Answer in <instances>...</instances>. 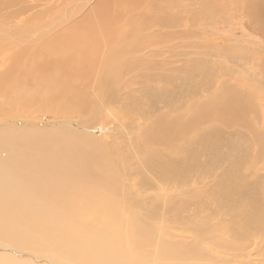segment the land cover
I'll return each instance as SVG.
<instances>
[{
	"label": "rangeland",
	"instance_id": "obj_1",
	"mask_svg": "<svg viewBox=\"0 0 264 264\" xmlns=\"http://www.w3.org/2000/svg\"><path fill=\"white\" fill-rule=\"evenodd\" d=\"M64 1L66 0H0V17L4 15L3 18H5V19L1 18L0 22L4 20V23L10 32L9 34L16 37L11 40L12 43L10 44L12 45L10 46L13 47L14 50L29 48V52H30V49H32V53H30L32 55L31 58H30V54L29 56L27 54L24 60L22 61L17 60V63L12 61L8 57H4L5 55H2V52H0V177L2 175V177L0 178V201L3 204V208L4 207L6 208L3 209V211L5 212L2 214V217H0V227H1L0 228V264H18L16 261H20L19 264L21 263L40 264L43 260L45 261V263L43 261L44 264H74L79 260V255L73 249L72 245H70L67 242V233L74 228H81L83 230L84 229L87 230L88 228H84L79 222H77V215L69 210V207L73 206V201H72L73 196L71 195L68 196L70 199V203H65L66 205L61 206L59 205V200L55 197L49 198V196H47L46 199H41L40 196L45 195L41 190H38L39 193L35 195L34 190L32 189L30 195L24 196L21 188L23 186V180H25V179L21 180V178H23L21 176H25L24 174L25 166H27L31 174L35 175L39 164L43 162L46 158L52 157L56 167H58L62 173H66L73 163V159L76 154V152H74V149H78V151L81 153L80 154L81 156L78 157V159L81 161L82 164L86 165V168L88 167L87 157L89 158V160L92 157L91 159L92 161L90 163L93 172L94 171L97 172L96 175L100 173L101 174L106 173V171L109 174H111L112 172L113 173L117 172L116 176L119 175L117 176V179L120 181L121 179L120 174H122V171L123 173L125 172L126 174H128L126 179L130 177L128 179L130 186L135 190L137 189L135 194L136 196L138 195L137 198L139 197L141 198L137 199V201L134 200L136 198L131 199L130 202L132 204V205L130 204L131 209H129L127 213L133 215H138L140 213L139 215H143L144 211L146 210L145 217L148 220L155 219L154 221H156L154 222L150 220L149 229L145 231L146 233L137 232V234H135V229L132 228V232L135 235H139V238L143 239L147 247L148 245L150 246V244L153 245L157 241L159 242L158 235L160 234L159 236L162 235L161 237H163L164 233L162 234L161 232H164L166 229L170 227V229L166 230L167 232L169 231L168 234L169 233L174 235L180 234L181 237L180 236L179 237L180 240H182L181 243L188 244L190 239L192 238L190 242L191 243L193 242L194 244L197 243L195 245L198 246L200 250H203L202 247L205 248L210 247L212 250L218 253H224L223 254L224 256L230 255L231 252L230 254L229 253L226 254L225 252L227 251L218 250L216 247H213L211 243L217 240H222L227 243V241L225 240L226 238L223 235L224 230H222V227L226 226L225 223L228 222V221L226 222L227 219L231 220L230 218L232 216H239V214L243 212L244 208L241 207L239 204H237L238 206L236 205L235 207H230L229 210H225L224 208L220 210V213L217 215V217L216 216L214 217L213 213H208V212L197 214L196 209L194 207H188L189 209L188 208L184 210L181 209L180 211L176 209L174 212L175 208H173L172 206L180 205L183 202L191 200L193 198L192 196L193 193L194 194L197 193L196 195H198V192L201 191V189L202 190L203 188L205 189V186L207 185L204 184L203 182H205L206 178L202 175H194L195 177L188 179V183L185 184V186H183L184 172L180 170L179 172L173 173L172 176H170L171 174L169 175L166 174L164 175L163 178L160 177V180H158V178L155 177L158 175V173H154V172L151 173L150 171L146 170V168L141 164L139 160L145 157L139 155V153L137 152H133L132 146L138 145L140 147H144L146 153L150 154L152 157L164 156L168 154L174 155L175 153L174 151H170L165 149L163 146L150 143L149 140L150 134H154V136L155 135L159 136L160 134L159 125H158V121H160V118L162 116H165L163 117V119H167L171 115L172 117H176L179 121H181L184 118L186 111L188 110V106L190 107V105L194 104V102H201V103L207 102L208 104H210V101H212L211 103L214 106L217 100L218 103L219 100L221 101L223 95H228L227 93H230L229 96L234 95L236 97V100L240 99L245 104L243 119L239 121L237 126L232 127L233 128L232 130V128H227V127L225 129V126H223L222 123L220 122L219 124H217L216 122L214 123L206 122L202 124V126L200 127H209V125L210 127L216 126V128L218 127L227 134H231L233 132V135H237L238 137L247 140L248 141L246 148L247 150L245 151L242 150L240 153H237V155L238 156L242 155V152L243 154L246 153V155H248V160H247L248 163L246 166L247 167L250 166V168L252 169L249 168L247 170V168L245 167L244 168L245 170H243L242 174L248 176L251 173L248 176V180L252 182L254 180L253 178L256 172L264 173L263 171L264 169V131H263L264 130V79H263L264 72L260 70L261 64H259L262 63V65H264V56H263L264 48H262L264 47V44H262V40H264V35H263L264 24L261 25L262 22L264 23V0H199V1L178 0L176 1V3H173L172 0H144L142 3L138 2L139 6L142 8L141 9L142 17L146 19L149 18L151 19L156 16L158 17L162 16V18L165 16L164 19L167 18L166 21H164L161 18L159 20L160 22H164V24H162V27H160L161 31L170 32L171 33L170 35H168V33L166 34L168 36L167 39L172 41L174 40L173 42L175 45L174 44L171 45L170 48L178 45V41L174 36L172 37L173 35L172 33L175 34L179 33L178 35L182 36V38H180V42L186 49L184 50L185 54L186 51L188 54H186L184 57L177 56V58H173L170 57L169 53H167L168 54L167 57L168 59L169 58L170 59L165 62L162 61L161 58L160 59L152 58L151 61H149L150 58L143 52L145 46L139 43L138 34L140 33V31L136 28L131 30L129 34L123 38V40H119V41L113 40L111 42L99 46L98 48L99 54L97 55L96 59L93 62L88 64L86 69H82L85 70L83 71L84 73L78 71L80 69L77 68L74 62H68L67 59H64L65 46L70 41L73 43V38L71 35H64L59 38L57 43L51 44L50 40L52 37H54L53 34H57L61 32L65 27L66 23L61 22L58 23L57 25H54L55 27L54 29H52V32L49 35L43 36L45 32L43 28L46 26H50L49 23L52 21V19L55 18V16L59 12H61V10L63 9L61 6H63L62 4ZM77 1L79 0H75V2ZM75 2H73V0H70L66 6H70ZM242 2L244 3L245 6L243 5ZM57 3H59L58 6ZM168 3H170L172 6L169 5ZM110 4L115 6L114 3L110 2ZM237 4L239 6L241 4V7H238ZM111 5H106V7L112 9L113 6ZM91 6L93 5H89V7L86 6V9L90 8ZM75 7H76V11L70 12L73 21L78 20L82 13V10H80L81 7L80 4ZM75 7H72V9H75ZM258 7L261 9H259ZM157 8H160L164 14L163 15L160 14L157 11ZM254 9L258 10V12L256 11L257 14L256 16L253 13ZM182 10H185L183 12L186 15V18L183 19V23H181L182 25L179 23V26L176 28V23H174L175 25H173V29L171 31H168L169 29L166 27H172L171 25L174 22V17L177 16L180 12H182ZM9 11L11 14L8 13ZM42 12H44L43 13L44 17H37L39 16L37 14H40ZM169 12L170 14L173 15H170ZM197 12L203 15L207 14L210 18L213 19L211 20L209 18H205L204 16L202 17L201 25H198V23H196L197 17L199 19ZM91 21L92 20H90L89 23ZM209 23H211L210 24L211 27L209 26ZM155 25L159 27L157 24ZM146 26L150 28L151 31L155 30L156 32H154V34H162L161 32L157 31L154 26L150 25L149 22H146ZM18 27L22 30L21 32L19 29L18 30L16 29ZM28 31H30L29 34L31 33L30 38H27L28 33L26 32ZM142 35L145 37L147 36L146 34H142ZM0 38H1L0 50H1L4 46L3 44L7 39L3 38L2 36ZM30 41H33L34 43L32 42L30 43ZM29 43L31 44V46ZM38 44L40 45V47ZM200 45H203L204 47ZM212 45L214 47L213 50H211ZM199 46H200V50L198 51L197 49ZM48 48L50 50H48ZM168 48H169L168 43L166 42L161 43V45H159L156 51L157 53H155L153 57H159L162 53L166 52ZM138 50H140L138 54H133ZM194 50L198 51V53L204 51L205 52L204 54L209 53L208 54L209 56H207L206 59L204 58L205 56L203 54L204 57L199 59L202 62L203 59L207 61L202 63V67L203 68L205 67V70L207 72L203 70V72L199 73L198 76L191 77L188 74H186L187 70L184 68V63L187 60L190 62L196 60L195 58L198 59L199 57L202 56V54H198V53L193 54L196 53ZM192 51L194 52L192 53ZM211 53L214 54V56L217 55L218 57H214ZM44 56L49 57L45 60V63L49 66H51L50 61H52L53 63H55V65L59 64L60 66V64H69L71 66L75 65L76 67H74L75 69H73L70 66H66L64 69L72 68V70L69 71L70 73L68 72L69 74L63 72L60 69L58 70V68L54 67L56 70L53 68V70L47 72V76H49V78L52 79L51 82H49V84L45 83L46 79L48 78H45V76L41 77V73H39L40 71L38 72V70L36 69V67L38 68V63H41V61L43 62ZM54 56L56 57V59L52 58ZM219 56L221 57V59ZM240 56L243 58H240ZM208 59L209 60L214 59V60H212V62L211 61L208 62ZM242 59L244 62L241 61ZM237 60H240V62ZM217 61L220 62L221 64L218 63ZM146 62H150L151 64H155L154 62L160 63L163 65V68L166 66L164 69L161 68V66H158V64L157 66H155L163 69V70L160 69L161 71H159L158 74L154 75L158 77L159 80L155 82L154 80H156V78L153 76L151 77V79L148 78V80L137 81V77H136V82L135 81L133 82V80H131V82L129 83L128 78L133 74L132 69ZM255 62L256 63L259 62L257 64L258 66L256 64H253ZM236 65H238L239 67H237ZM11 67H15V69L12 70ZM173 67L176 70H173ZM189 67L187 66L186 68L189 70L190 69ZM257 67L259 68V70ZM8 68H10V71H8ZM211 68L212 70L214 69V71H212ZM103 70H110L112 72L111 77L109 78L106 77L104 79L101 77L102 80H100V82L104 84L105 82H103V80L107 81V83L104 84L105 86L102 87V89L104 92L106 90L107 91L110 90L113 93L116 99L114 105L112 104V100L109 98V96L107 98L108 94L105 95L106 96L105 100H103L104 94L101 91L102 89L99 88L98 82L93 81L95 84L92 83L91 86L88 83L90 80L93 79V76L94 74H96L97 71H103ZM220 70L222 71L219 72ZM51 72L53 73L51 74ZM87 72H92V73H89L87 76V74H85ZM174 74L177 75L175 76ZM77 75L78 77H76ZM79 75L82 77V79ZM182 75L185 77H183ZM64 76H66L67 78L66 77L64 78ZM72 76L76 77L77 79H75ZM190 77L192 78V82H186L185 80H188ZM198 79L199 82L197 81ZM183 80L185 81L184 84H183L184 82ZM193 81L195 83H200L203 89L201 90L200 94H196L198 97L195 95V97L188 99L186 108L170 111L169 110L171 108L170 106L169 108L166 109H161L160 108L161 106L159 108L156 107L157 104L163 102L161 99L156 101V99L153 98L152 94L157 93L156 91H159L164 94L168 93L167 95H173L174 89L178 90L179 88V90H182V88L184 87L190 89L193 85L191 83H194ZM86 82L88 84H86ZM116 83H119V85H116ZM132 83L134 84L133 85L134 89L132 90L125 89L124 87L125 84H132ZM260 83L262 84L260 85ZM68 84L72 89L69 87ZM76 84L79 86L78 89L75 88ZM205 84L209 86L207 90H204ZM231 84L233 87H230ZM241 87L247 89L246 90L243 88L241 89ZM219 88L220 90L218 91ZM238 88H240L242 91L237 92L238 90H240ZM75 89L77 90L75 91ZM82 92L85 93L86 95L83 94ZM240 93L242 96L240 95ZM251 94L254 96H252ZM113 95L110 94V96ZM70 96L73 97L71 98ZM82 96H88V99ZM70 98L73 100L70 101L69 100ZM81 98L82 101L86 103L88 102L87 104L89 105L86 106V103L82 102L84 103V107H83V105H81L82 104ZM228 98L223 97L222 99H228ZM252 99H254V101ZM77 100L78 102H80V106H82L80 107V109L83 110L84 112L83 115H82V111L76 106V104H78V102L75 103ZM184 104L186 106V100ZM66 106H69L68 110L70 112L64 114L61 113L64 111V109L61 107H66ZM149 106H151L150 110H149ZM75 107H77L78 111ZM59 108H60V112H58ZM95 108H96L95 110L96 112L94 113L91 112V110ZM149 112L151 113V115L148 117L147 120H145L144 119L146 118L145 115L148 116ZM191 112L193 113V109H191L190 113L189 111L186 113L188 117L191 114ZM244 117L245 119L247 117L248 119V120L246 119L247 121H249L250 118H252V121L250 120V123L252 127H254V131H252L253 134L250 133L249 131H245L244 128H242L241 122L244 121ZM255 126L257 127L255 128ZM236 129L241 131H238ZM254 138H257L261 141L260 146L255 143L257 139ZM258 147L259 148L262 147V149L260 150ZM111 153H113V155H111ZM110 155L112 156V158ZM257 156H260V160H262V162L260 161V163L258 164L255 163L256 160H259ZM110 159L115 163L110 162L109 161ZM116 160L118 161L116 162ZM231 160H229V162H227L226 164L229 165ZM189 161L188 159L187 161L185 159L182 161H178V163H184V162L189 163ZM159 167L161 168V172H165L166 166L162 165ZM165 177L166 179H164ZM165 181L167 182L165 183ZM195 181H197L198 183ZM214 182H215V178L213 180V183ZM139 183H141L142 185L145 184L144 185L145 189L140 188ZM152 185H154L157 188L161 187L160 192L155 193L154 189L149 188V186ZM9 191L14 194H9L10 193ZM143 192L145 193L147 192V193L145 194ZM150 192L151 193L154 192V193L151 194ZM259 192L256 191V194L254 193L255 195H253V197L258 196L257 197L258 200L260 196L261 198H264L263 194ZM142 196H145L146 198ZM6 197H8L9 199ZM194 198L199 200L201 198V192L199 196H195ZM78 201L82 202L83 199H79ZM162 202L163 203L166 202V205L163 204ZM154 203L162 205V207L166 206L167 208H169L168 210H163L162 214L171 215L173 217L176 216L174 214H179L178 215L179 217L177 218L180 219L181 221V223L178 222L179 224H185V223L191 224L193 222L192 224L194 225V228L184 230L181 229L180 227H174V225H167V226L161 225L163 221H161L160 223V218H161V217L159 218L160 215H158L157 217V215L155 214L157 212L152 211V208L155 205ZM254 203L255 202L252 201V205ZM244 204L246 205V203ZM134 205L135 207H133ZM254 206L256 208L255 204ZM140 208L142 209L141 211H139ZM190 209H192L193 211ZM36 210L39 212L36 213L37 212ZM127 213H124V215ZM14 216H18V217L22 216L24 218L25 217L29 218L32 216V220L25 222L26 225H24L23 218H21L22 220L21 222L19 221V219H16L14 221L13 220ZM86 217L88 218V216ZM120 217H125V216H120ZM207 218H208V223H207ZM88 219L93 221V223L91 224V226L87 231L89 234L88 235L89 238L85 235V240L87 243L91 239V236L95 234H99L97 236H104L106 233L112 234L111 233L112 231L113 232L112 236H113L117 233H121L120 225L119 224L115 225V223L112 221L108 222L110 229L104 228L105 225L102 226V224L106 223V222L104 223V220L106 221L104 216L101 217L100 219L98 218L97 220H95V218L94 219L88 218ZM111 219L113 218L111 217L108 218L107 220H111ZM10 220L12 221L11 224L9 222ZM69 220L71 221V223L67 222ZM98 220L101 225L99 224V222H97ZM194 220H195V224H194ZM203 220H206V222L203 223L202 222ZM121 221H126V220L121 219ZM18 223L20 226L18 225ZM134 223H136V221H134ZM151 225H153L154 227L152 226L151 228L150 227ZM8 226L10 228H8ZM213 227L219 230H217V232L214 231L210 236L207 235V237H204L203 236L204 233H200V235L198 233V235H195L197 234V232H199L201 228H203L201 230H206V229L210 230L213 229ZM25 228L26 230H24ZM155 228L157 229L156 231H154ZM114 229L116 230L113 231ZM158 229L159 230L161 229L162 231L160 230L161 232L159 233ZM97 230L99 232H97ZM173 231L176 233H174ZM148 232L151 233L147 234ZM19 234L21 235L22 238L19 237L20 236ZM189 234L191 235V238L189 237ZM97 236L92 237L94 250L86 252L85 254L91 257H93V255H98L103 260H112V257L114 255L113 250L109 247H104L103 245L98 244L96 240ZM165 236L166 238L167 236L170 237L169 235H165ZM182 236L184 238H182ZM187 236L189 237V241ZM10 237H12L11 238L12 241H15L14 243L11 241ZM18 237H19V241H18ZM124 242H125L124 239H120V241H118V246L119 247L123 246ZM80 243L82 244V241H80ZM160 245L162 244H159L156 247ZM186 253H187L186 256L181 255V257L190 256L189 252ZM199 253H197V256L199 255L201 256L202 252L200 251ZM233 253L236 256L235 257L230 256L231 257L230 262H232L230 264H237V263L250 264L255 260L259 261L258 264L264 263L263 253H261L262 256H258L254 254L252 256L251 255L246 256L247 254L246 251H244L243 254L240 255L242 252H240L239 250L233 251ZM244 256H246L247 258ZM158 257L159 256L155 255L154 258L157 261L156 263H151V264H167V261H165V258L163 256H161L163 257L161 259ZM175 257L177 256L176 253L174 252V255L170 258H175ZM162 259H164V261ZM191 260L197 261V259H191ZM125 261H130V259L128 258L126 260H120L119 262H125ZM181 261L179 262L181 263ZM99 262L102 264H111V263H103L101 261ZM187 262L191 264L193 263L190 260H188ZM201 263L202 262L200 261V264ZM214 263L215 262H212L211 264ZM215 264L218 263L216 262Z\"/></svg>",
	"mask_w": 264,
	"mask_h": 264
},
{
	"label": "bare ground",
	"instance_id": "obj_2",
	"mask_svg": "<svg viewBox=\"0 0 264 264\" xmlns=\"http://www.w3.org/2000/svg\"><path fill=\"white\" fill-rule=\"evenodd\" d=\"M69 1L70 0H66L63 2V4H62L63 6H61L63 9L61 10V12H59L55 16V18L52 19V21L49 23L50 26H46L47 29H46V27L43 28V30L45 31L43 36L49 35L52 32V29H54V27H55L54 25H57L58 23H61V22L66 23L63 30L57 34H53L54 37H52L50 41H51V44L57 43L59 38L64 36V35H71L72 36L73 43L70 41L65 46V52H64L65 57H64V59H67L68 62H74L75 65L77 66V68L80 69V70H78L79 72L81 71L82 73H84L83 71H85V70H82V69H86L88 64L93 62L96 59L97 55L99 54V50H98L99 46L104 45V44L111 42L113 40H118V41L123 40V38L126 37L131 30L136 29V28L140 31V33L138 34L139 43L143 44L145 46V48L143 49V52L150 58L149 61H151L152 58H159V59L161 58L162 61L165 62V61L170 59V58L168 59L167 53H169L170 57H173V58H177V56L184 57L186 54H188L187 51L185 54L184 50H186V49L182 45V43L180 42V38H182V36L178 35L179 33H177V34L172 33L173 34L172 37L174 36L178 41V45H177L178 47L175 46V47L170 48V46L174 44V42H173L174 40L173 41L168 40L167 39L168 36L166 34L168 33V35H170L171 33L161 31V28H160V27H162V24H164V22H160L159 19L161 18L164 21H166L167 18L164 19L165 16L163 18H162V16L161 17L156 16V17L151 18V19L150 18L146 19V18L142 17V13H141L142 8L139 6L138 2L142 3L144 0H79L77 2H75V0H73V2H75V3H73L70 6H66L69 3ZM176 1H178V0H172L173 3H176ZM110 2L114 3L115 6L111 5ZM79 4L82 7V8L80 7V10H82L81 16L78 20L73 21V19L71 18L72 16L70 15V12L76 11L75 6H77ZM168 4L171 5L170 3H168ZM241 4H240V6L237 4V6L241 7ZM58 5H59V3H57V6ZM89 5H93V6L86 9V6L89 7ZM106 5H111V6H113V8L111 9L109 7H106ZM243 5H244V3H243ZM257 5H258V3H257ZM72 7H75V9H72ZM253 7H255V6H253ZM259 9H261V8H259ZM240 10H241V8H240ZM157 11L162 15L164 14L160 8H157ZM183 11H185V10H182V12H180L177 16L174 17V22L171 25L172 27H166L169 29L168 31H171L173 29V25H175L174 23H176V28L179 26V23L180 24L183 23V19L186 18V15ZM256 11L258 12L257 9L253 10V13L255 16L257 15ZM6 13H7V11H6ZM8 13H10V11ZM43 13L44 12L37 14L39 16H37V15L36 16L37 17H44ZM159 13H158V15H159ZM169 14H170V12H169ZM170 15H173V14H170ZM197 15L199 16V19L197 17V21H196V23H198V25H201V23H202L201 20H202V17H204V16H205V18H209L211 20L213 19V18H210L207 14L203 15V14L197 12ZM3 16L0 17V19L3 18ZM3 19H5V18H3ZM8 19H9V17H8ZM90 20H92V21L89 23ZM146 22H149L150 25L154 26L155 29L157 31L161 32L162 34H154V32H156V31L155 30L151 31V29L146 26ZM21 23H23V22H21ZM154 23L157 24L159 27H157ZM210 24L211 23H209V26H210ZM263 24L264 23L262 22L261 25H263ZM204 27H205V25H204ZM257 28H256V30H257ZM16 29L17 30L19 29L20 32L22 31L19 27ZM39 31H41V30H39ZM29 32L30 31L26 32V33H28L27 38L31 37V35H30L31 33L29 34ZM9 33L10 32L7 29V26L5 25L4 20H2L0 22V37L2 36L3 38H5L7 40L3 44L4 46L0 50V52H2V55H5L4 57H8L9 59H11L15 63H17V60L18 61L24 60L26 58L25 56H27V54L29 56V54L32 53V49H30V52H29V48L28 49H16V50H14V48L10 46V45H12L10 43H12L11 40L16 38V37L12 36ZM142 34H146L147 36L145 37ZM33 35H34V32H33ZM25 36H26V34H25ZM17 37H18V35H17ZM15 40H13V41H15ZM31 42L34 43L33 41H30V43ZM163 42L168 43V45H169L168 50L166 52L162 53L159 57H153V55L155 53H157L156 51H157L159 45H161V43H163ZM262 44H264V40H262ZM203 45H200V46H203ZM30 46H31V44H30ZM200 46L197 49L198 51L200 50ZM39 47H40V45H39ZM207 47H208V45H207ZM209 48H211V47H209ZM213 48L214 47L212 45L211 50H213ZM262 48H264V47H262ZM48 50H50V49L48 48ZM194 51L196 53H193ZM194 51H192L193 54L198 53V51H196V50H194ZM49 52H51V51H49ZM139 52H140V50L134 52L133 54H138ZM207 52H209V51H207ZM204 53H205L204 51L199 52L198 54H202L201 57H199L198 59L195 58L196 60H193L190 62L187 60L184 63V68L187 70V71L185 70L186 74H188L191 77L192 76L195 77V76H198L199 73L203 72V70L205 72H207L205 70V67L204 68L202 67V63L207 62V61H205L204 59H203V62L199 60L204 56H205L204 58L207 59V56H209L208 55L209 53L208 54L207 53L204 54ZM203 54H204V56H203ZM214 54H212V55L214 56ZM240 55H242V54H240ZM31 56L32 55L30 54V58H31ZM214 57H218V56L215 55ZM43 58H44L43 62L41 61V63H38V68L36 67V69L38 70V72L40 71L39 73H41V77L45 76V78H48L45 81V83H48V84H49V82H51L52 79L49 78V76H47V72L50 70H53L54 67L58 68V70L59 69L62 70L63 72H65L67 74L70 73L69 71L72 70V68L75 69L74 67H76L75 65L71 66L69 64H60V66H59V64L55 65V63H53L52 61H50L51 66H49L45 63V60L49 57L44 56ZM52 58L56 59L55 56ZM240 58H243V57L240 56ZM220 59H221V57H220ZM212 60H214V59H212ZM212 60L208 59V62H210V61L212 62ZM237 61L240 62V60H237ZM241 61H243V59ZM221 62H223V61H221ZM154 63L155 64H151L150 62H146V63L138 65L136 68L132 69L133 74L131 75L132 77L130 76L128 78V82L130 83L131 80H133V82L134 81L136 82V77H137V81L138 80H148V78L151 79V77H153L155 74H158L159 71L163 70L166 67L165 66L163 68L162 64L156 63V62H154ZM218 63H220V62H218ZM258 63L255 62L253 64L257 65ZM25 64H27V63H25ZM157 64H158V66H161V68H163V69L155 67V66H157ZM259 64H261L260 70H262L264 72V65H262V63H259ZM185 65H186V67L190 66L189 67L190 69L188 70L185 67ZM66 66H70L72 68L71 69H64ZM236 66L239 67L238 65H236ZM179 68H181V67H179ZM11 69L14 70L15 67H11ZM207 69H209V68H207ZM238 69H236V70H238ZM173 70H176V69H174V67H173ZM211 70H212V68H211ZM243 70H245V69H243ZM258 70H259V68H258ZM8 71H10V68H8ZM212 71H214V69ZM221 71L222 70H220L219 72H221ZM248 72H250V71H248ZM52 73L53 72H51V74ZM56 73H58V72H56ZM76 73H78V72H76ZM89 73H92V72H87L85 74H87V76H88ZM165 73H163V74H165ZM182 73H184V72H182ZM169 74H171V73H169ZM111 76H112V72L110 70L97 71L96 74H94L93 79L90 80L91 82L88 80L89 81L88 83L91 86L92 83H94L93 81L98 82L99 88L102 89V87L105 86L104 84L107 83V81L103 80V82H105V83L102 84L100 82V80H102L101 77L104 79L106 77L109 78ZM65 77L66 76H64V78ZM72 77H74V76H72ZM76 77H78V75ZM76 77H74V78L77 79ZM154 77L156 78V80H154L155 82L157 80H159L158 77H156V76H154ZM183 77H185V76H183ZM191 77L185 81L186 82H192ZM81 79H82V77H81ZM183 81H180V82H183ZM185 81L183 82V84L185 83ZM197 81L199 82V79ZM81 82H82V80H81ZM68 83H69V80H68ZM88 83L86 82V84H88ZM191 84H193V85L190 89L186 88V87L182 88V90H179V88H178V90L174 89L173 95H167L168 93L164 94V93H161L159 91H156L157 93L152 94L153 98L156 99V101L160 100V99L163 101L162 103L157 104L156 107L159 108L161 106L160 107L161 109H166V108H169V106H170L171 107L169 109L170 111L180 110V109L186 108L187 103H188V99L195 97L196 94H200L201 90L203 89V87L200 83L194 82ZM261 84L262 83H260V85ZM89 85H88V87H89ZM116 85H119V83H116ZM133 85H134L133 83L132 84H125L124 87H125V89H128V90L131 89L132 90V89H134ZM205 85H204V87H205L204 90H207L209 88V86L208 85L205 86ZM94 86H93V88H94ZM131 86H132V88H131ZM69 87H70V85H69ZM230 87H233L232 84ZM245 87H246V85H245ZM75 88L78 89L79 86L76 84ZM242 88L243 87H241V89ZM77 89H75V91ZM238 89H240V88H238ZM241 89L238 90L237 92L242 91ZM243 89H245V88H243ZM250 89H252V88H250ZM219 90H220V88L218 89V91ZM101 91L104 94L103 100H105V97H106L105 95L108 94L107 98L109 96V98L112 100V104L114 105L116 102V99H115L113 93L110 90L109 91L106 90L104 92L102 89ZM225 91H228V90H225ZM66 92H67V89H66ZM97 92H99V91H97ZM243 93H244V90H243ZM83 94H85V93H83ZM110 94L113 96H110ZM170 94H172V93H170ZM227 94L228 95H223L222 98L223 97L228 98L230 93H227ZM89 95H90V93H89ZM240 95H241V93H240ZM244 95H243V97H244ZM252 96H254V95H252ZM82 97H86L88 99V96H82ZM92 97H93V95H92ZM71 98L69 99L70 101L73 100ZM209 98H210V96H209ZM222 98H221V101L219 100V103L217 100L216 103L214 104V106L211 103L212 101H210V100H209L210 104H208L207 102H206L207 104L201 103V102H194V104L190 105V107L188 106V110L186 111V113L188 111L190 113L191 109H193V113L191 112L189 117L185 113L184 118L181 121H179L176 117H172L171 115H170V117L168 116L169 118H167V119H163V117H165V116H162L160 118V121H158L160 134H159V136H157V135L154 136V134H150L149 135L150 143L151 144H157L159 146H163L167 150L174 151L175 152L174 155L168 154V155H164V156L152 157L150 154L146 153L144 147H140L138 145L132 146V150H133V152H137V153H139V155L145 157L143 159H139L141 164L146 168V170L150 171L151 173H153V172L158 173V175H157L158 177L155 176L156 178H158V180H160V177L163 178L164 175H166V174L167 175L171 174L170 176H172L173 173L179 172L180 170L182 172H184L183 186H185V184L188 183V179L195 177L194 175H202L206 178L205 182H203L204 184L207 185V186H205V189L204 188H203V190L201 189V191L198 192V195H196L197 193L196 194L193 193L194 195L192 194L193 198L191 200L183 202L180 205L172 206L173 208H175L174 212L176 209L178 211H180L181 209L184 210V209H187L188 207H194L196 209L197 214L208 212V213H213L214 217L215 216L217 217V215L220 213L221 209L225 208V210H229L230 207H235L237 204H239L241 207L244 208L243 212H241L242 210L240 211L241 213L239 214V216H232L231 218L229 216V218L231 220L227 219L226 222L227 221L228 222L225 223L226 226L222 227V230H224L223 235L226 238L225 240L227 241V243L222 241V240L213 241L214 243L213 242L211 243V245H213V247H216L218 250L227 251V252H225L226 254L227 253L230 254V252H231V254L224 256L223 255L224 253H218V252L212 250L210 247H206V248L202 247L203 250H200L198 248V246L195 245L197 243L194 244L193 242L192 243L190 242L192 240L190 234H189V237L191 238L190 241H189V237L187 236L189 243L188 244L187 243L186 244L181 243L182 240H180V237H181L180 234L179 235H174V234H170V233L168 234L169 231L167 232L166 230L170 229V227L166 230L164 229L165 230V231L163 230L164 232H161L162 230L160 229L161 230L160 231L158 229L159 233L160 232L162 234L164 233L163 237H161L162 235L159 236L160 235L159 234L158 235L159 242L157 241L153 245L150 244V246L148 245V247H147V245H146V243H144L143 239H140L139 235H135V234H137V232H141V233L145 232L147 229H149L150 220L154 221L155 219L148 220L145 217L146 216L145 215L146 210L143 213L144 216L139 215L140 213L138 215H133V214L127 213L128 210L131 209L130 208V206L132 205L130 203L131 199L136 198L134 200L137 201V199L141 198V197L137 198L138 195L136 196V194H135L137 189L135 190L134 188H132L130 186L129 181H128V179L130 177L128 179H126L128 174H126L125 172L123 173V171H122V174L119 173L121 175L120 181L117 179V176H119V175L116 176L117 172H114V173L112 172L111 174H109L106 171V173H102V174L100 173V174L96 175L97 172L96 171L93 172L92 166L90 163L92 161L91 160L92 157L90 158V160L87 157L88 167L86 168V165L82 164L81 161L78 159V157L81 156L80 155L81 153L78 151V149H74V152H76V154H75V157L73 159L72 165L70 166V168L68 169V171L66 173H62L59 170V168L56 167V165L54 164L53 158L48 157L43 162H41L39 164L35 175L31 174L30 171L28 170L27 166H25V169H24L25 176H21V177H23V178H21V180L25 179L26 181L23 180V186L22 187L20 186L22 188L24 196L30 195L32 189L34 190L35 195H37L39 193L38 190H41L45 194V195L40 196L41 199H46L47 196H49V198L55 197L59 200V205H61V206L66 205L65 203H70V199L68 196H70V195L73 196V198H72L73 206L69 207V210L77 215V222H79L84 228L89 229V227L93 223V221H91L88 218H92V219L95 218V220H97L98 218L100 219L103 216L105 219L108 216H109L108 218H111V217L113 218L111 220H107L108 218L106 219V221L104 220V223L106 222L105 224H102V226L103 225L106 226V227L104 226V228L110 229V226L108 225L109 221L114 222L115 225H118V224L120 225L121 233H117L113 236H112V234H113L112 231H111L112 234L106 233L104 236H97L99 234H95V235L91 236V239L89 240L88 243L85 240V235L89 238V236H88L89 234L87 232L88 229L83 230L81 228H74L70 232H68L67 233V242L70 245H72L73 249L79 255V260L77 262H75L74 264H102L99 261H101L103 263H111V264H143V263L144 264H151V263H156V261H157L154 258L155 255L159 256L158 258H160V259L164 257L165 261H167V264H191V263L187 262L188 260L192 261L195 264H200V261L202 262L201 264H211L212 262H215V263L217 262L218 264H230V263H232V262H230L231 261L230 256L235 257L236 255H234L233 251H236V250H239L240 252H242L240 255H242L244 251H246V253H247L246 256H250V255L252 256L253 254L258 255V256H262L261 253H263V255H264V203H263L264 198H261V196H260V198L258 200L257 195H256L257 197H253V195L256 194V191H258V192L260 191L259 193H262L264 196V173L256 172L254 174V178H253L254 180L252 182H250L248 180V176L251 173L248 176H245L244 174H242L243 170H245L244 169L245 167L247 168V170L250 168V166L249 167L246 166L248 163L247 162L248 155H246V153L243 154V152H242V155L238 156L237 153H240L242 150L243 151L247 150L246 149L247 143H248L247 140H245L244 138H240L237 135H233V132L231 134H227L223 130L219 129L218 127L216 128V126L210 127V125H209V127H200V126H202V124H204L206 122H211V123L216 122L217 124H219V122H220V123H222L223 126H225V129H226V127L232 128L234 126L236 127L237 124L239 123V121L241 119H243L244 106H245L244 102L240 99L236 100V97L234 95L229 96L228 99H222ZM79 99H80V97H79ZM78 100L75 103H77ZM185 100H186V106L184 104ZM252 100L254 101V99H252ZM63 102H65V101H63ZM82 102H84V101H82V98H81V103ZM214 102H215V99H214ZM84 103H86V102H84ZM84 103L81 104V105H83V107H84ZM87 103H86V106L89 105ZM66 105H67V103H66ZM72 105H73V103H72ZM76 106L79 109H80V107H82V106H80V102H78V104H76ZM92 106H93V104H92ZM92 106H90V107H92ZM77 107H75V108L77 109ZM150 107L151 106H149V110L151 109ZM255 107H257V106H255ZM61 108L64 109V111L61 112L63 114L70 112L68 110L69 106L61 107ZM80 110L82 111V115H83L84 114L83 110L82 109H80ZM95 110H96V108L91 110V112L94 113V112H96ZM143 110H145V109H143ZM77 111H78V109H77ZM84 111H85V109H84ZM58 112H60V108L58 109ZM87 112H89V111H87ZM79 114H80V112H79ZM150 115H151V113L149 112L148 116L145 115L146 118H144V119L147 120ZM166 117H167V115H166ZM246 119H247V117H246ZM246 119L244 117V121L241 122V126H242V128H244L245 131H249L250 133H252V131H254V127H252V125L250 123V120L252 121V118H250L249 121H247L248 119L247 120ZM213 120H216V121H213ZM256 127L257 126H255V128ZM223 129H224V127H223ZM232 130H233V128H232ZM236 130H238V129H236ZM238 131H241V130H238ZM256 131H257V129H256ZM253 136H255V135H253ZM261 138H262V136H261ZM254 139H257V138H254ZM255 143L260 146L261 141L259 139H257L255 141ZM259 149L261 150L262 147H260ZM260 152H262V151H260ZM258 154H259V152H258ZM111 155H113V153H111ZM257 157L259 160L255 161L256 164L260 163V161L262 162V160H260V156H257ZM111 158H112V156H111ZM185 159H186V161H187V159H188V161L189 160H191V161H189V163H187V162L186 163L185 162L184 163H178V161H182ZM93 160H94V158H93ZM229 160H231V161H230V164L228 165L226 163L229 162ZM251 160H253V159H251ZM251 160H250V162H251ZM109 161L112 163L114 162L111 159ZM117 161L118 160H116V162ZM221 164H222V166H221ZM162 165L166 166V170L163 169V170H165V172H161V168L159 166H162ZM250 169H252V168H250ZM128 170H130V169H128ZM263 171H264V169H263ZM202 176H201V178H202ZM1 177H2V175H1ZM214 178H215V182L213 183ZM164 179H166V177ZM166 182L167 181H165V183ZM195 182H197V181H195ZM160 183H161V181H160ZM158 184H159V182H158ZM139 185L138 186L140 188L145 189V186H144L145 184L142 185L141 183H139ZM37 186H40V187H37ZM149 188L154 189L155 193L160 192V190H161V187L157 188L154 185L149 186ZM3 189H6V188H3ZM148 191H150V190H148ZM154 192H152V193H154ZM200 192H201V198L199 200L194 198L195 196H199ZM143 193H145V192H143ZM9 194H14V193L10 192ZM5 195H6V193H5ZM11 196H10V199H11ZM145 196H142V197H145ZM6 198H8V197H6ZM79 199H83V201L79 202L78 201ZM196 200H197V203H196ZM252 201L255 202L254 204L256 205V208H255L254 204L252 205ZM244 203H246V205ZM154 204L155 205L153 206L152 211L157 212V213H155L157 215V217H158V215H160L159 216V218L161 217L160 223H161V221H163L161 225H166V226L167 225H174V227H180L181 229H184V230L194 228V225L192 224L193 222L191 224H189V223L179 224L178 222L181 223L180 219H177L179 217L178 216L179 214H174V215H176L175 217H173L171 215H164V214H162V211L168 210L169 208H167L166 206L162 207V205H159L157 203H154ZM163 204L166 205V202ZM168 206H170V205H168ZM133 207H135V205ZM3 209H6V208L5 207L3 208V204L0 201V217H2V214L5 212V211H3ZM141 210L142 209L140 208L139 211H141ZM190 210H192V209H190ZM38 212L39 211H37L36 213H38ZM130 212H132V211H130ZM7 213H9V212H7ZM124 213H127V214L124 215ZM194 214H195V212H194ZM6 215H8V214H6ZM84 215L88 216V218ZM116 215H118V216H116ZM32 216L29 218H27V217L24 218L22 216H20V217L14 216L13 220L15 221L16 219H19V221L21 222L22 221L21 218H23L24 219L23 223H24V225H26L25 222L31 221ZM120 216H125V217H120ZM183 216H184V214H183ZM205 217H207V216H205ZM121 219H123V220L125 219L126 221H121ZM181 219H182V217H181ZM203 219H204V216H203ZM134 221H136V223H134ZM9 222H10V224L12 223L11 220ZM67 222L71 223L70 220ZM97 222H99V220ZM154 222H156V221H154ZM202 222L205 223L206 220H203ZM207 223H208V218H207ZM218 223H219V221H218ZM96 224H98V223H96ZM99 224H100V222H99ZM194 224H195V220H194ZM18 225H19V223H18ZM152 226L153 225H151L150 227L152 228ZM8 228H10V227L8 226ZM132 228L135 229V234L132 232ZM198 228H199V225H198ZM44 229H47V228H44ZM201 229H203V228H201ZM24 230H26V228ZM115 230L116 229H114L113 231H115ZM156 230L157 229L155 228L154 231H156ZM200 230L195 235H198V233H199V235H200V233H204L203 236L207 237V235L210 236L214 231L217 232V230H219V229L213 227V229H210V230H207V229L201 230V231ZM97 232H99V231L97 230ZM183 232H181V233H183ZM150 233L148 232L147 234H150ZM156 233H158V232H156ZM174 233H176V232H174ZM5 234H7V233H5ZM165 235H169L171 238L167 236V238H168L167 239ZM94 236L98 237V238L96 237L98 244H101L104 247H109L113 250L114 255L112 257V260H103L98 255H93V257H91V256L85 254L86 252L94 250L93 249V238H92ZM19 237H21V235ZM19 237H18V241H19ZM202 237H200V238H202ZM211 237H213V236H211ZM11 238L12 237H10V239ZM182 238H184V237L182 236ZM120 239L125 240L123 246H121V247L118 246V241H120ZM14 240H17V239H14ZM149 240H151V239H149ZM157 240H158V238H157ZM6 241H7V239H6ZM11 241H12V239H11ZM80 241H82V244L80 243ZM12 242L14 243L15 241H12ZM12 242H10V243H12ZM147 242H149V241H147ZM159 244H162V245L156 247ZM203 244H205V243H203ZM145 247H147V248H145ZM200 251L202 252L201 256L200 255L197 256V253H199ZM174 252L176 253L177 257L170 258L174 255ZM186 252H189L190 256L189 257H181V255L186 256V254H187ZM236 254H238V253H236ZM161 256H163V257H161ZM246 256H244V257H246ZM128 258L130 259V261L119 262L120 260H126ZM191 259H197V261L191 260ZM162 260L164 261V259H162ZM43 261L41 263H43ZM46 261H48V260H46ZM179 261H181V263ZM250 261H248V262H250ZM16 262L19 264L20 261H16ZM44 263H45V261H44ZM236 263H237V261H236ZM258 263H259V261L255 260V261L251 262L250 264H258ZM240 264H242V263H240Z\"/></svg>",
	"mask_w": 264,
	"mask_h": 264
}]
</instances>
